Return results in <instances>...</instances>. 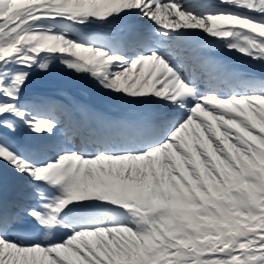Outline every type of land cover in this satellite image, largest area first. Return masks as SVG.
<instances>
[{"label":"snow or ice","instance_id":"obj_1","mask_svg":"<svg viewBox=\"0 0 264 264\" xmlns=\"http://www.w3.org/2000/svg\"><path fill=\"white\" fill-rule=\"evenodd\" d=\"M225 49L264 69V0H0V264H264V78Z\"/></svg>","mask_w":264,"mask_h":264},{"label":"bare ground","instance_id":"obj_2","mask_svg":"<svg viewBox=\"0 0 264 264\" xmlns=\"http://www.w3.org/2000/svg\"><path fill=\"white\" fill-rule=\"evenodd\" d=\"M231 56H232L233 60L237 61L235 56H233L232 54H231ZM237 63H239V62H237ZM241 66H243V67H245V66H247V67H253L251 69H254V68L255 69H258V71H255V72H258L260 74H264V69H262L261 66H259V65H253V63H249L248 62V63L241 64ZM59 72H60V68H59V66H57V69L54 70V75H58Z\"/></svg>","mask_w":264,"mask_h":264}]
</instances>
